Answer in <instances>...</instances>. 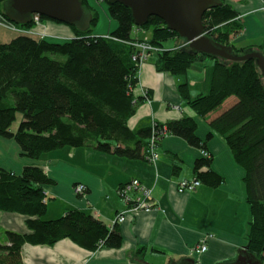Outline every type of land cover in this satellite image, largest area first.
<instances>
[{"label":"trees","instance_id":"obj_1","mask_svg":"<svg viewBox=\"0 0 264 264\" xmlns=\"http://www.w3.org/2000/svg\"><path fill=\"white\" fill-rule=\"evenodd\" d=\"M5 1L0 0V14L10 22L2 8ZM81 2L92 15L86 31L68 25L73 36L64 41L25 33L0 41V136L14 139L20 155L30 159L39 160L41 155L62 147L88 146L101 153L155 164L160 155V141L172 134L199 149L201 156L194 162L192 178L200 185L214 188L223 181V176L212 170V157L207 148V142L216 133L243 172L245 199L251 215L243 247L263 264L264 78L256 62L253 59L225 61L195 53L156 15L148 17L142 26L134 24L130 9L120 2L105 0L108 14L117 22L109 37L91 35L98 15L85 0ZM237 16V10L229 2L220 0L216 7L206 9L203 14L204 32L218 43L232 45L236 54L252 50L264 53V39L248 46H238L232 41L243 29V22ZM39 17L41 21L48 20L45 16ZM12 24L25 29L32 21ZM134 28L151 29V36L139 41L161 48L155 51L153 64L157 71L185 77L178 82L176 90L194 115L183 113L136 129L129 126L128 121L138 105L149 98V90L139 88V71L147 59L138 63L133 60V55L141 52L134 46L137 42L132 35ZM176 37L183 45L165 48L164 41ZM52 55H62L64 60L54 59ZM209 58L212 61L203 68L202 81L206 87L192 96L190 81L185 75L194 64ZM16 113L22 119L15 131H11ZM198 118L206 121L210 129L204 138L197 135ZM151 152L157 154L155 160ZM20 171L15 173L0 166V212L22 214L26 225L24 232H6L7 243H0V264H24L20 253L25 243L52 246L68 238L89 251L121 246L122 234L117 225L122 221L106 226L88 209L75 207L66 208L60 216L46 217L48 203L54 196L48 195L44 188L56 181L40 164H28ZM132 180L150 188L139 178L129 181ZM86 191V185L82 192L75 190L80 196ZM135 204L130 201L131 206Z\"/></svg>","mask_w":264,"mask_h":264},{"label":"crops","instance_id":"obj_2","mask_svg":"<svg viewBox=\"0 0 264 264\" xmlns=\"http://www.w3.org/2000/svg\"><path fill=\"white\" fill-rule=\"evenodd\" d=\"M226 1L237 10L243 22V29L232 41H241L242 46L261 43L264 39L262 0ZM0 22L4 27L0 28V40H5L6 36L15 32L5 28L7 20L0 19ZM52 24L53 37L66 40L73 36L68 25ZM155 59V54L150 55L139 71V88H147L149 98L138 105L135 115L129 119V126L133 129L183 113L194 115L176 90L178 82H182L185 77L157 71L153 64ZM206 65L207 61L198 62L185 75L190 81L192 96L199 92V86L206 87L202 81ZM196 130L197 135L204 138L210 129L206 121L198 118ZM207 148L212 157V170L220 173L223 181L214 188L202 184L192 192L182 193L177 192L176 182L182 177L191 179L195 175L194 162L201 153L198 148L172 134L160 141V155L155 164L101 153L88 146L52 150L41 155V163H37L36 159L20 158L23 156L17 148L19 158L13 160L14 168L1 160L0 166L19 173L28 164H40L48 176L56 181L44 188L48 195L54 196L48 203V218L60 216L66 208L75 207L88 209L106 226L113 224L117 215L127 211L128 206L118 195L117 187L132 178H139L144 186L152 188L150 203L155 206L150 211L141 209L125 214L117 225L122 234L119 248L101 247L89 251L68 238L52 246L25 243L20 253L23 263L172 264L188 258L194 264H218L234 259L239 249L246 244L251 217L245 199L243 172L218 134L213 133ZM175 165L179 168L175 169ZM77 183L86 185L84 196L77 195L73 190ZM24 220L22 214L0 212V243H7L6 232L9 230L26 231ZM205 235H209L206 238V251L190 254V248L200 243ZM141 247L144 249L135 253Z\"/></svg>","mask_w":264,"mask_h":264},{"label":"water","instance_id":"obj_3","mask_svg":"<svg viewBox=\"0 0 264 264\" xmlns=\"http://www.w3.org/2000/svg\"><path fill=\"white\" fill-rule=\"evenodd\" d=\"M120 2L130 9L133 22L137 26L146 24L148 17L158 16L167 27L178 33L185 44L195 53L221 58L225 61L254 60L264 78V53L256 50L241 55L233 52L232 45L213 40L204 32L201 18L206 9L216 7L220 0H106ZM2 8L10 22L27 24L33 15L45 16L52 21L72 25L82 31L90 26L92 15L81 0H6ZM172 264H194L191 259ZM218 264H262L261 260L241 247L237 256Z\"/></svg>","mask_w":264,"mask_h":264},{"label":"rangeland","instance_id":"obj_4","mask_svg":"<svg viewBox=\"0 0 264 264\" xmlns=\"http://www.w3.org/2000/svg\"><path fill=\"white\" fill-rule=\"evenodd\" d=\"M86 3L89 5V7L92 9V11H96L97 15H98V19L96 21V23L94 25H92V29L90 31L91 35H102V36H106L109 37V32L113 31L116 27H117V22L116 20H114L113 18L110 17V15L108 14V5L105 2V0H85ZM263 2V1H262ZM264 7V5H263ZM34 19L32 20V25L28 28H22V29H18L16 28L13 24H9V23H5V28L8 29L10 32H15V33H11V36H6L5 40H0V41H8L11 39V37H14L15 35L22 34L25 33L31 37H37V38H47L51 41H64L61 38H55L53 36H55L52 32H51V28L52 27V23L56 22L58 24H62L60 22L57 21H52L50 19L48 20H40V17L38 15H35L33 17ZM238 19L239 15L237 16ZM0 19H3L4 21L6 20L4 17L1 16L0 14ZM241 20V19H240ZM66 25V24H65ZM64 25V26H65ZM3 27L2 26V22H0V28ZM69 27V26H68ZM4 28V27H3ZM72 30V29H71ZM132 35H135L134 37L137 38V42L134 43V46H136L138 49H142L143 52H141L140 56H141V61L143 59H147L149 58L150 55H154L155 51H157L158 49H161L160 47H157L155 45H149L144 41H139V39H147L151 36V29H133L132 31ZM114 38V37H113ZM115 39V38H114ZM117 40V39H115ZM233 40V39H232ZM245 42V41H244ZM182 40L179 39L178 37L174 38V39H168L166 41H164V46L165 48H174L175 46L178 45H183L182 44ZM236 45L242 46V42L241 41H235L234 42ZM253 43V42H251ZM250 43V44H251ZM150 50V51H148ZM52 57L54 59H58V60H64V56L62 55H52ZM211 59H207V64L209 65V61ZM212 61V60H211ZM198 90H202V86H199ZM15 121L11 124L10 128L11 131H15V129L17 128V124L19 123V121L22 119V116H20L19 113H16L15 115ZM0 160L2 162L7 161V163H5L8 167L10 168H14L12 167L13 164V160L17 161L16 159L19 158L18 153L16 152V150L19 149L17 143L15 142L14 139L12 138H3L0 136ZM18 148V149H17ZM20 150V149H19ZM20 153V152H19ZM23 158L24 160H28L29 158L26 157H20ZM34 160V159H33ZM2 162H0L2 164ZM37 163H41V160L37 161Z\"/></svg>","mask_w":264,"mask_h":264},{"label":"built area","instance_id":"obj_5","mask_svg":"<svg viewBox=\"0 0 264 264\" xmlns=\"http://www.w3.org/2000/svg\"><path fill=\"white\" fill-rule=\"evenodd\" d=\"M35 16V15H34ZM33 16V17H34ZM11 25V24H10ZM141 52L142 49H140ZM140 52V53H141ZM140 53H135L133 55V60L135 61V63H138L139 61H141V54ZM139 58V59H138ZM205 155L207 154L206 152H203ZM152 154V159L155 160L157 157V154H155L154 152H151ZM177 192L182 193V192H191L193 191V189H195L199 184V181L196 178H192V179H186V178H181V180H179L177 182ZM85 185L84 184H77L75 187L76 192H82L84 191ZM119 189L117 190L118 194L120 195L121 199H123L127 205L128 208L126 209L127 211H122L120 214L117 215V218L115 221H122L124 219L125 214L128 211H138L139 209H144L145 211H150V209H152V204L151 199L153 197H151V192L152 189H146L145 187H143L142 185H140L139 181L137 180H132L129 181L127 183H124L122 185H120L118 187ZM135 191H138L137 193H135ZM130 201H134L136 202V206L135 205H130ZM150 203V204H149ZM209 235H205L201 242L196 244L194 247L190 248V254H198V253H203L206 251L207 248V243H206V238Z\"/></svg>","mask_w":264,"mask_h":264}]
</instances>
